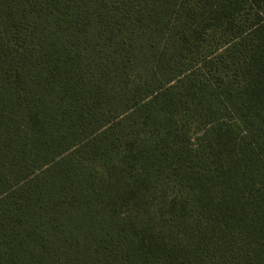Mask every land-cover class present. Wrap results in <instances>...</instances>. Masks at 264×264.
<instances>
[{
	"label": "trees",
	"instance_id": "obj_1",
	"mask_svg": "<svg viewBox=\"0 0 264 264\" xmlns=\"http://www.w3.org/2000/svg\"><path fill=\"white\" fill-rule=\"evenodd\" d=\"M0 264H264V0H0Z\"/></svg>",
	"mask_w": 264,
	"mask_h": 264
}]
</instances>
